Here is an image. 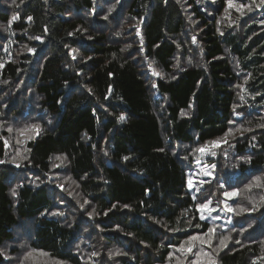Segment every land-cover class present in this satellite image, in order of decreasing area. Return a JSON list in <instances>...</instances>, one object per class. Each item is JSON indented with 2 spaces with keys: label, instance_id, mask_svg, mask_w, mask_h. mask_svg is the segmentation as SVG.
I'll return each mask as SVG.
<instances>
[{
  "label": "trees",
  "instance_id": "trees-1",
  "mask_svg": "<svg viewBox=\"0 0 264 264\" xmlns=\"http://www.w3.org/2000/svg\"><path fill=\"white\" fill-rule=\"evenodd\" d=\"M0 250L264 264V3L0 0Z\"/></svg>",
  "mask_w": 264,
  "mask_h": 264
},
{
  "label": "snow or ice",
  "instance_id": "snow-or-ice-1",
  "mask_svg": "<svg viewBox=\"0 0 264 264\" xmlns=\"http://www.w3.org/2000/svg\"><path fill=\"white\" fill-rule=\"evenodd\" d=\"M261 2L264 3V0H261ZM12 19L15 20V19H17V17H13ZM29 19H31V17H29ZM74 58H75V57H74ZM119 119H120V120H124L125 117H124V116H121ZM57 159H61V157H57ZM64 159H66V157H64ZM125 159H127V157H125ZM13 195H16L15 190H13ZM207 206H208L207 204H205V205H201L202 208H205V207H207ZM229 210H231V209H229ZM212 231H213V229H209V232H212ZM191 239L195 240V239H197V237H192ZM225 239H227V238H225ZM220 244H224V239H221ZM225 246H226V245H225ZM2 251H3V250H0V254H2ZM189 251H191V249H189ZM94 255H95V254H94ZM210 264H213V262L210 261Z\"/></svg>",
  "mask_w": 264,
  "mask_h": 264
},
{
  "label": "rangeland",
  "instance_id": "rangeland-1",
  "mask_svg": "<svg viewBox=\"0 0 264 264\" xmlns=\"http://www.w3.org/2000/svg\"><path fill=\"white\" fill-rule=\"evenodd\" d=\"M209 172H211V174H212L213 171L211 170V171H209ZM206 173H208V172H206Z\"/></svg>",
  "mask_w": 264,
  "mask_h": 264
}]
</instances>
